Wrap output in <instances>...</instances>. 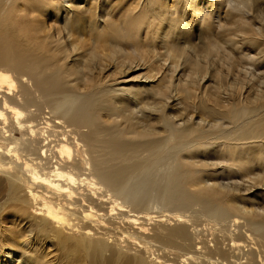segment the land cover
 Listing matches in <instances>:
<instances>
[{
  "label": "bare ground",
  "instance_id": "bare-ground-1",
  "mask_svg": "<svg viewBox=\"0 0 264 264\" xmlns=\"http://www.w3.org/2000/svg\"><path fill=\"white\" fill-rule=\"evenodd\" d=\"M258 85L264 0H0V264H264Z\"/></svg>",
  "mask_w": 264,
  "mask_h": 264
},
{
  "label": "rangeland",
  "instance_id": "rangeland-1",
  "mask_svg": "<svg viewBox=\"0 0 264 264\" xmlns=\"http://www.w3.org/2000/svg\"><path fill=\"white\" fill-rule=\"evenodd\" d=\"M221 7V11L219 12L220 13V15H218L217 16V18H216V20H215V22L214 23H217V24H215L214 26H211V33L210 34H218L220 31H222L221 33H223L224 31H223V29H224V27H227V19H226V13H224L225 12V9H227V5H225L224 6V4H222V6H220ZM221 19H223V24H224V26H220V21H221ZM219 23V24H218ZM222 24V25H223ZM217 30V31H216ZM195 33L193 34V39L195 40V42H199V43H197L198 45H200V44H202V42H203V40H207V36L208 35H210V34H208V30H207V27L206 26H199V27H195ZM197 31V32H196ZM206 32V33H205ZM227 32V34H229L230 32H228V31H226ZM196 37V38H195ZM197 39V40H196ZM246 48V47H245ZM253 52L254 51H251L250 53L251 54H253ZM248 68L250 69V70H252L253 71V73L254 74H256L258 77H261L262 76V74H260V70H258V69H256V67L254 66V67H252V66H248ZM257 68H259L258 66H257ZM261 71H263V70H261ZM258 72V73H257ZM261 80H262V78H261ZM256 81V80H255ZM255 81H253V82H255ZM250 84H251V82H250ZM258 89H262V88H264V85H261V86H256ZM247 89V90H246ZM251 90V87L249 86V85H245L244 86V93L245 94H247L249 91ZM6 210H7V207H6ZM11 220V221H10ZM10 220H9V222L7 223V225L9 226V225H11L12 224V227H15V222H14V219L13 218H10ZM12 222V223H11ZM9 227H11V226H9ZM52 244V243H51ZM51 244H49L48 246L50 247V246H52V247H50V249H49V251H51L52 252V254L54 253L55 255H59V254H61V252L60 253H56L55 251H56V249H54L55 248V246H54V243L51 245ZM47 249V248H46ZM48 250V249H47ZM62 250V249H61ZM20 251H18V253H19ZM63 262H57L56 264H62Z\"/></svg>",
  "mask_w": 264,
  "mask_h": 264
}]
</instances>
